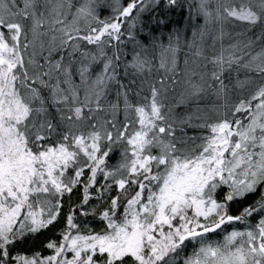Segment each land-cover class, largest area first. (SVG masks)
Returning a JSON list of instances; mask_svg holds the SVG:
<instances>
[{"label":"snow or ice","instance_id":"1","mask_svg":"<svg viewBox=\"0 0 264 264\" xmlns=\"http://www.w3.org/2000/svg\"><path fill=\"white\" fill-rule=\"evenodd\" d=\"M0 264H264V0H0Z\"/></svg>","mask_w":264,"mask_h":264}]
</instances>
